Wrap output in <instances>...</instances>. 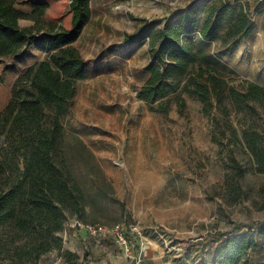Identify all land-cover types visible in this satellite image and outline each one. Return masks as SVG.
<instances>
[{
  "label": "rangeland",
  "instance_id": "obj_1",
  "mask_svg": "<svg viewBox=\"0 0 264 264\" xmlns=\"http://www.w3.org/2000/svg\"><path fill=\"white\" fill-rule=\"evenodd\" d=\"M200 1L238 5L254 20L253 32L234 48L220 39L196 44L228 66L230 71L219 69L237 87L245 82L264 87V0H92L91 19L75 41L87 75L78 81L63 118L61 158L87 201L85 212L68 213V221L122 224L131 229L134 244L159 243L174 264H213L225 237L219 232L253 230L262 246L250 256L264 255V235L258 233L264 225V172L244 135L254 122L264 136L262 109L252 114L230 107L208 115L200 101L175 94L169 110L159 112L138 97L149 77L150 37L128 41V35L149 24L161 28L173 12ZM20 24L33 21L21 19ZM45 57L34 46L0 57V111L19 76ZM67 236L63 232V251L30 263L65 255ZM19 243L0 231V264L20 260Z\"/></svg>",
  "mask_w": 264,
  "mask_h": 264
},
{
  "label": "trees",
  "instance_id": "obj_2",
  "mask_svg": "<svg viewBox=\"0 0 264 264\" xmlns=\"http://www.w3.org/2000/svg\"><path fill=\"white\" fill-rule=\"evenodd\" d=\"M91 2L0 0V57L19 55L30 46L46 53L45 59L19 76L7 106L0 111V231L11 242L20 241L16 254L21 258L12 264H31L53 250L63 251L68 213L85 212V196L71 182L61 153L63 118L69 113L78 81L87 75L88 64L75 41L91 19ZM237 6L225 1L193 2L173 12L161 28L149 24L128 35V41L150 37L149 77L138 97L159 112L169 110L171 96L185 94L200 101L208 115L214 109L228 112L230 107L248 108L252 114L261 108L264 113L263 86L245 82L237 87L219 69H229L227 65L197 48V42L216 39L234 48L253 32L254 20ZM21 19L33 24L22 26ZM149 30L152 33L147 35ZM184 101L178 100L180 105ZM244 135L264 172L263 134L252 122ZM252 231L219 232L225 237L213 264H264V255L250 256V251L262 246ZM258 233L264 235V225ZM64 256L68 264H77L76 254Z\"/></svg>",
  "mask_w": 264,
  "mask_h": 264
},
{
  "label": "crops",
  "instance_id": "obj_3",
  "mask_svg": "<svg viewBox=\"0 0 264 264\" xmlns=\"http://www.w3.org/2000/svg\"><path fill=\"white\" fill-rule=\"evenodd\" d=\"M65 249L76 254L77 264H174L168 252L156 242H135L134 255L130 258L113 239L92 236L85 230H74L66 238ZM63 254H52L44 264H68Z\"/></svg>",
  "mask_w": 264,
  "mask_h": 264
},
{
  "label": "built area",
  "instance_id": "obj_4",
  "mask_svg": "<svg viewBox=\"0 0 264 264\" xmlns=\"http://www.w3.org/2000/svg\"><path fill=\"white\" fill-rule=\"evenodd\" d=\"M85 230L92 236L102 238H113L121 250L126 253L130 258L134 255L135 244L132 240L131 229L126 228L122 224H116L114 226H107L100 223H86L80 220L67 221L63 232L65 235H69L74 230ZM135 264H140V258L134 257Z\"/></svg>",
  "mask_w": 264,
  "mask_h": 264
}]
</instances>
